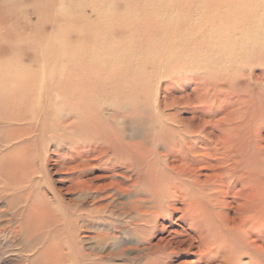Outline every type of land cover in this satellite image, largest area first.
Returning a JSON list of instances; mask_svg holds the SVG:
<instances>
[{"label": "rangeland", "instance_id": "rangeland-1", "mask_svg": "<svg viewBox=\"0 0 264 264\" xmlns=\"http://www.w3.org/2000/svg\"><path fill=\"white\" fill-rule=\"evenodd\" d=\"M220 1L0 0V95L17 91L8 85L14 78L24 79L30 75L43 78L57 77V86L60 91L75 84L74 89H68L69 93L76 90L78 92L80 87L76 85L78 78H87L88 87L95 90L93 93L95 99H98L96 94L99 92L102 95L106 94V97L101 98L102 102L105 100V109L99 113L100 116L104 117L112 110L118 113L124 112L116 120L111 121V124H114L119 135H126L134 122L130 117H125L129 115L130 110L122 109L118 105L124 100V96L129 94L133 96L132 88L126 79L152 74L154 81L147 93V100L150 106L154 104V109L164 115L175 114L168 121L166 119L168 127L177 131L178 128L175 125L178 119L185 128L192 123L197 124L200 117L210 120L201 125L194 137L189 138L188 147L181 143L182 159L192 163L193 159L202 157L203 152H205L203 155L212 152L211 159L219 158L222 148H216L215 145L212 149L214 143L212 145L206 143L208 142L207 133L211 132L210 136L216 139L221 134L218 127H226L225 124H228L226 122L231 123V127H235L240 120H243L246 125L239 124L238 131L234 128L233 131L237 132L232 131L230 134L231 143L234 146L232 155L236 156V159L239 158L240 153L242 156L246 152L244 155L248 156L255 144L260 143L264 148V124L257 130L255 122L259 109L264 103V0ZM261 14L263 17H260ZM224 15H228L226 19ZM255 17L259 19L256 23H262L260 29L258 28V32H252L247 42L242 44L243 46H232L224 50L218 45L222 41L239 42L242 39L241 32L253 25ZM165 30L173 32L174 36L170 38L171 42L177 46V59H179L177 63L181 65L177 67L160 65V68L154 72L148 67V60L152 55L163 50V43L157 39ZM234 30L238 33L234 34ZM168 40L170 39L166 38V42ZM251 50L254 51L255 56L257 55L255 60L247 58ZM168 85L169 93L165 91ZM40 86L39 82L34 88L38 89ZM88 87H83V90L88 91ZM112 92L114 94H111ZM116 94L121 97L111 102ZM69 95L73 97L74 94ZM239 97L241 104L236 102ZM66 105L67 101L59 102L56 107L62 111L65 110ZM2 108L0 103V115L4 110ZM251 116L256 118L253 119ZM222 117L227 120L223 121L225 123L220 121ZM235 118L236 120L233 121ZM252 121H254L253 124ZM21 125L22 122L17 123L11 119L0 121V168H6L10 178L9 180L8 177L0 175V182L2 181L0 184V264H48L44 263L34 249L30 251L26 249L27 243L32 242L31 239H27V234L16 232L23 216L21 214L40 203L39 198L34 197L39 191L44 192L52 206L59 203L60 207L62 204L68 210L70 219L77 218L76 227L73 229L75 233L73 242L84 256L80 264H90L92 261L100 264H142L149 254L143 251L141 246H148V243L151 245L157 242L159 237L174 236L169 235L172 229L182 231V236H174L175 240L186 238L183 234L184 229L188 230L187 226L182 225L184 228L182 229L173 223L174 217L179 215L178 212L169 217V210H166L154 226L144 229L145 234H139L136 237L138 239L140 235L146 236L147 240L141 237L136 244L132 242V239L127 240L129 242L125 244L126 248L120 255L117 239H122V234L113 233L108 223L103 227L102 224L105 222L96 216L112 213L111 219L116 220V217H119L117 202L125 201L126 198L114 193L113 190H107L105 193L89 191L87 195L82 194L80 197L78 191L69 188L71 185L69 176L73 172L65 169L57 170L56 149L60 147L59 153L63 159H66L71 151L68 145H65L61 138L48 134L35 148L27 150L24 145L27 141L25 137L31 134L28 136L22 134L19 128ZM230 126L227 125L226 128ZM245 130H248L247 133L250 132V134H247ZM240 136H244L242 140ZM247 136L250 139L249 142ZM5 138H8L6 142ZM193 138L197 141H191ZM245 141L248 142L249 147H246ZM205 172L208 170L203 169L200 173ZM101 173L100 167H93L88 170L86 178L98 177ZM25 174L33 177L36 184L31 187L32 190L26 191L28 198L24 201L20 197V192L25 184H22V187L15 185L18 187L17 190V188H11V185L8 187L6 182L10 184L11 179L26 178ZM234 177L235 175L230 177V180L235 181ZM119 180L123 182V185H128V181L120 178ZM98 182L99 179H93V183ZM52 189L59 191L58 201L51 197ZM79 198L85 199L83 203ZM228 199L231 207L227 210L229 214L230 212L232 214L234 203L230 196L227 197ZM52 201L55 202L52 203ZM107 203L109 208L103 209ZM161 223L164 224L163 228L160 226ZM106 233L119 237L105 238ZM62 237L65 238V235ZM171 244L173 246L171 251L166 246L162 253L158 252L165 261L164 263L159 261L158 264H205L196 256L195 248L186 250V241L183 244L176 242ZM261 245L263 250L254 252L255 256L257 255L256 258L254 254L252 255L254 260L252 256L247 255V252H241L236 256L235 264H264V243ZM34 247H41V245L37 244ZM167 248L169 250H166ZM51 259L58 264H78L74 254L67 256L63 253H52ZM218 263L222 262L215 259L211 264Z\"/></svg>", "mask_w": 264, "mask_h": 264}, {"label": "bare ground", "instance_id": "bare-ground-1", "mask_svg": "<svg viewBox=\"0 0 264 264\" xmlns=\"http://www.w3.org/2000/svg\"><path fill=\"white\" fill-rule=\"evenodd\" d=\"M227 16L224 15V19ZM260 17H263V14ZM258 20V17H255L253 25L241 32L242 39L239 42L232 40L222 41L218 45L224 50L232 46H243L247 42L249 35L252 32H258V28L260 29L262 23H256ZM179 24L183 23L179 22ZM235 30L233 33H238ZM233 33L231 34L233 35ZM163 34L157 39V41L163 43V50L158 54L156 53V55H152L148 60V67L154 72L160 68V65L163 67H177L181 65V63H177L179 61L176 52L177 46L171 42L170 38L174 36L173 32L165 30ZM165 35L167 37L164 38L163 36ZM166 38L170 40L166 42ZM212 41L215 40L212 39ZM251 51H249L250 54L247 55V58L255 60L257 55L255 56L254 51ZM151 75L145 74L140 77L126 79V82L132 88L131 92L133 96L130 94L124 96V100L118 104L120 108H128L130 110L128 113L130 116L126 115L125 117H130L134 121L126 135H119L114 124H111V121L116 120L124 112L118 113L112 110L106 116H100L99 113L105 109V100L102 102L101 98L103 96L106 97V94L102 95L101 92L95 93L98 98L95 99L93 97L95 90H91L88 87L89 80L87 78H78V84H76L80 86L78 92L76 90V92L71 93L68 92V89H74L75 84L73 83L74 85L71 87L60 91L57 86V77L56 79L52 76L43 78L38 75H30L24 79H11L9 81L10 84H7L17 91L15 93H3L0 95V103L4 108L0 119L2 121L11 119L17 123L22 122V125L19 127L20 132L27 134V136L31 134L25 137L27 141L24 145L27 150L35 148L48 134L57 136L58 139L61 138V141L65 145H68L71 151L68 153V157L63 159L59 153L60 147L56 149L58 157L56 163L58 166L57 170L65 169L73 172L69 176V180L71 181L69 188L78 191L80 197L82 194L87 195L89 191L105 193L107 190H113L114 193H118L126 198L125 201L117 202L119 205V217H116V220L114 218L111 219L110 214L112 213L96 216L102 219V222H105L102 224L103 227L108 223L113 233L118 232L122 234V239H117L119 243L118 253L120 255H122V252L126 248L125 244L129 242L127 240L132 239V242L136 244L142 235L138 239L136 237L139 234H145V230L154 226L157 219L161 218L166 210H169V217L174 216L177 212L179 214H176L177 216L174 217V224H177L182 229H184L182 225L187 226L188 230L185 231L184 229L185 233L183 234L186 238L175 240L174 236H182V231L172 229L169 235L173 234L174 236H170L169 238L159 237L157 242L155 241L151 245L148 243V246L144 245L145 243L142 244L144 246H141V249L149 254L142 264H158L159 261L164 263V259L159 255L162 253L164 247H169L171 251L173 248L171 246L172 242L183 244L185 241L187 242L186 250L195 248L196 256L201 258L205 264H211L215 259H219L222 262L221 264H235L237 261L234 262V260L237 259L236 256L241 252H247L248 254H246L249 257L254 254L253 256L256 258L257 255L255 256L254 252L263 250L261 243H264V166H262L264 162V148L258 142V145L255 144V151L254 148L251 150V147L249 148L252 151L250 155L245 156V152L241 156L240 153L239 158L235 159L236 156L232 155L234 146L231 143L230 134L234 128L237 130L239 124L243 123L246 125V123L240 120L237 126L231 127V123L226 122L228 123L225 124L226 127L227 125L230 127L226 128L219 125V133L221 134L216 139L210 136L211 132H208L206 136L208 140L206 143L208 145L214 143L212 149L215 145L216 148H222L219 158L211 159L213 156L210 153L212 152H208L205 155H203L205 153L203 152L202 157H194L195 159L191 160L192 163L185 161L182 159L183 153L180 151L181 143L188 147L189 138L191 136L194 137L201 125L210 122V120L200 117L197 124L192 123L185 128L178 119L175 125L178 128L177 131L168 127L165 122L166 119L168 121L175 114L171 113L166 116L154 109V104L150 106L147 100V93L154 81V76ZM39 82L41 86L38 89L34 88ZM169 85L165 87V91L168 93ZM86 86L88 87V91L83 90V87L86 88ZM68 93L74 94L73 97ZM111 94L114 93L112 92ZM119 96V94H116L111 102L118 100ZM66 101L65 110L59 111L56 107L57 104ZM236 102L241 104L240 97L236 99ZM260 103L262 104L261 101ZM261 106H259L261 108L255 121L257 130L261 129V126L264 124V103ZM235 112L234 115H236ZM235 117L237 118V115ZM255 118L253 117V119ZM224 119L220 121H227ZM125 121L128 120L125 119ZM242 130L244 131V129ZM248 130H245L246 133ZM214 131L217 132L216 130ZM235 131L233 132L236 133L238 130ZM247 134H250V132ZM242 137L240 136L241 140ZM7 139L5 138L4 141L6 142ZM197 139L200 138L197 137ZM251 139L253 140L254 138ZM192 140L195 142L196 139L193 138ZM247 141L249 142L250 139L248 138ZM248 142L246 143L245 141L246 145ZM255 142L257 141L255 140ZM207 147L209 148V146ZM246 147L249 146L247 145ZM215 153L217 154V152ZM93 167H100L102 173L98 177L87 179L86 174ZM203 169L208 170V172L200 173ZM0 175L8 177V170L0 168ZM234 175L235 181H231L230 177ZM25 176L27 175L25 174ZM95 178L99 179L98 183H93V179ZM119 178L128 181V185H123V182ZM1 182L0 184H2ZM22 184H25V186L21 189L20 197L25 201L28 198L26 191H30L31 187L36 184L33 177L27 176L21 180L11 179L10 184L6 182L8 187L11 185V188H17V190L18 187H15V185L22 187ZM58 194V190L52 189L51 197L54 200H59ZM229 196L234 203L232 214L231 212L229 214L227 210L231 207L230 200H227ZM34 197L36 199L39 198L40 203L32 207L28 212L21 214L23 216L19 222L18 229H16L17 233H25L28 236L27 239L32 240V242L27 243L26 249H29V251L34 249L39 257H42L44 263L49 264L51 262V264H58L52 259L50 260L51 254L63 253L67 256L74 254L76 261L80 264V261L84 260V256L73 242L75 237L73 229L76 227L77 218L70 219L68 210L62 204L60 207L58 206L59 203L52 206L44 192H36ZM84 200L81 198L80 202L83 203ZM54 202L52 201V203ZM108 208L109 204L107 203L103 209ZM160 226L163 228L164 224L161 223ZM62 235H65V238ZM104 237L119 236L106 233ZM141 241L144 242V240ZM37 244H40L41 247H34ZM45 245L46 247H44ZM135 247L139 249L138 246ZM166 250L169 249L167 248ZM90 264L100 263L92 261Z\"/></svg>", "mask_w": 264, "mask_h": 264}]
</instances>
